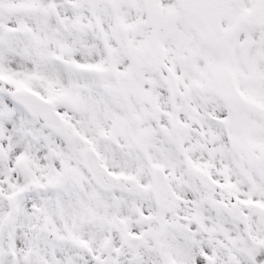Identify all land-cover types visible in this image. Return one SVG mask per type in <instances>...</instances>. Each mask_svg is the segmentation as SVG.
I'll return each instance as SVG.
<instances>
[{"label":"snow or ice","instance_id":"1","mask_svg":"<svg viewBox=\"0 0 264 264\" xmlns=\"http://www.w3.org/2000/svg\"><path fill=\"white\" fill-rule=\"evenodd\" d=\"M0 264H264V0H0Z\"/></svg>","mask_w":264,"mask_h":264}]
</instances>
